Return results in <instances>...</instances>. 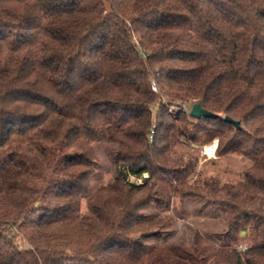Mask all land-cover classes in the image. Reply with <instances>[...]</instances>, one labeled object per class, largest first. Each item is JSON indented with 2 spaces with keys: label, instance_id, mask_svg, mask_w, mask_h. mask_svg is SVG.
<instances>
[{
  "label": "trees",
  "instance_id": "obj_1",
  "mask_svg": "<svg viewBox=\"0 0 264 264\" xmlns=\"http://www.w3.org/2000/svg\"><path fill=\"white\" fill-rule=\"evenodd\" d=\"M214 140L217 158L249 162L236 182L170 156ZM95 146L108 148L107 189L126 213L148 199L209 201L227 214L225 237L82 235ZM0 264H264V0H0Z\"/></svg>",
  "mask_w": 264,
  "mask_h": 264
},
{
  "label": "rangeland",
  "instance_id": "obj_2",
  "mask_svg": "<svg viewBox=\"0 0 264 264\" xmlns=\"http://www.w3.org/2000/svg\"><path fill=\"white\" fill-rule=\"evenodd\" d=\"M53 127L64 138L71 139L68 131L60 130L58 126ZM203 148L204 146L198 149L194 146L178 145L170 156L196 155L201 172L206 175L212 174L221 182H236L241 172L249 166L248 161L235 155L220 158L216 155L205 156ZM94 149L98 160L96 172L91 179L93 193L96 196L92 205L95 215L90 216L86 204L82 205V214L87 217L83 221L82 235L89 230L103 234L116 228L129 238L147 243L171 242L185 245L191 243L196 235L214 240L225 237L227 214L213 208L209 201L190 199L171 202L165 198L148 199L138 208L126 213L121 192L107 189V183L114 172V167L107 156L108 148L95 146ZM146 177L127 176L126 181L140 185ZM100 188H104V194L98 192ZM239 237L244 240L243 245L248 241V232H244V235L240 233Z\"/></svg>",
  "mask_w": 264,
  "mask_h": 264
},
{
  "label": "built area",
  "instance_id": "obj_3",
  "mask_svg": "<svg viewBox=\"0 0 264 264\" xmlns=\"http://www.w3.org/2000/svg\"><path fill=\"white\" fill-rule=\"evenodd\" d=\"M149 83H150V90L152 91V93L158 94V90H157V87L154 83L153 77H149ZM162 103H163V105H168L170 111L181 110V111L186 112L188 114L189 109H190V105H188L185 102H180V101L170 102V100L163 98ZM153 130L154 129H151V131H150L151 134L153 133ZM149 138L151 139V136ZM216 147H217L216 141H213L212 143L205 145L203 148V154L205 156H209V155L214 156L215 151H216ZM245 249H246V247L244 244L237 246V250H239V251H244Z\"/></svg>",
  "mask_w": 264,
  "mask_h": 264
},
{
  "label": "water",
  "instance_id": "obj_4",
  "mask_svg": "<svg viewBox=\"0 0 264 264\" xmlns=\"http://www.w3.org/2000/svg\"><path fill=\"white\" fill-rule=\"evenodd\" d=\"M188 116L192 119L195 120H200V119H208L212 117V114H210L209 112H207L206 110H204L201 107L200 102H195L190 106L189 112H188ZM224 122L229 123L231 125H233L235 128H239V123L235 122L227 117H225ZM242 235H244V232H241Z\"/></svg>",
  "mask_w": 264,
  "mask_h": 264
}]
</instances>
